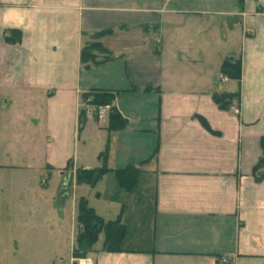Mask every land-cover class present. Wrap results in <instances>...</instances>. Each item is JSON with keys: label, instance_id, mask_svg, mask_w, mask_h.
I'll return each mask as SVG.
<instances>
[{"label": "crops", "instance_id": "crops-1", "mask_svg": "<svg viewBox=\"0 0 264 264\" xmlns=\"http://www.w3.org/2000/svg\"><path fill=\"white\" fill-rule=\"evenodd\" d=\"M93 43L102 62L85 66L80 50ZM236 59L238 83L221 75ZM93 90L114 94L122 130L89 114L79 131V97ZM236 91L227 110L213 103ZM13 94L27 111L25 147L21 166L0 155V174L40 191L56 173L65 192L78 169L107 170L91 208L119 217L121 249L103 252L102 235L69 264H264V178L252 176L264 137V0H0L2 107ZM129 165L140 172L123 191L114 172Z\"/></svg>", "mask_w": 264, "mask_h": 264}, {"label": "rangeland", "instance_id": "rangeland-1", "mask_svg": "<svg viewBox=\"0 0 264 264\" xmlns=\"http://www.w3.org/2000/svg\"><path fill=\"white\" fill-rule=\"evenodd\" d=\"M7 96L10 103L6 106L2 107L0 100V155L4 153V162L21 166L22 159L17 155L25 147L27 127L23 119L27 111L19 95ZM92 145L98 148L99 143ZM59 181L58 174L53 173L45 188L32 191V180L27 176L0 174V249H12L8 256L11 264H69L70 255L78 247L74 220L77 201L83 198L88 206L96 208L97 192L102 191L103 184L99 180L93 186L74 183L73 189L68 184L65 192H60ZM101 241L102 233L95 247Z\"/></svg>", "mask_w": 264, "mask_h": 264}, {"label": "trees", "instance_id": "trees-1", "mask_svg": "<svg viewBox=\"0 0 264 264\" xmlns=\"http://www.w3.org/2000/svg\"><path fill=\"white\" fill-rule=\"evenodd\" d=\"M242 0H235L236 6L240 7ZM17 38V32L10 31L4 40L12 42ZM93 51L102 53V48L99 43L87 44L82 47L79 54V62L85 66L89 64H98L102 61H96V56ZM106 60V59H104ZM221 75L236 83L240 79V62L236 60H227L221 66ZM238 97V92L235 93H217L212 97L213 103L219 110H227L231 105V101ZM114 94L105 91H88L79 97V109L77 114L79 131L82 129L87 116L90 114L96 120V109L98 107L107 106L106 113L107 125L106 130L109 132L122 130L126 126V121L123 120L112 103ZM260 156L252 169V176L255 181L264 178V137H261L258 142ZM103 160L102 154L100 155ZM107 170L101 167L96 170H81L75 172V184H83L93 186ZM139 170L132 165L127 166L122 170L114 172L118 187L123 191H129L134 183ZM75 222L77 224L76 244L77 249L72 252L74 258H85L86 252L97 241L100 233L103 235L101 250L107 253L120 251L121 240L124 235V227L120 223L119 217L111 221H103L100 216L95 214L94 210L89 207L83 198H79L76 205Z\"/></svg>", "mask_w": 264, "mask_h": 264}, {"label": "built area", "instance_id": "built-area-1", "mask_svg": "<svg viewBox=\"0 0 264 264\" xmlns=\"http://www.w3.org/2000/svg\"><path fill=\"white\" fill-rule=\"evenodd\" d=\"M107 110H108V107L107 106L98 107L96 109V118L99 121L104 120L105 117H106ZM234 112H236V111H234ZM225 262H226L225 259H219V260H217V264H224ZM83 264H89V262L88 261H84Z\"/></svg>", "mask_w": 264, "mask_h": 264}]
</instances>
